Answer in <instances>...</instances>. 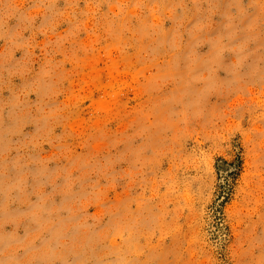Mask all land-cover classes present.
Instances as JSON below:
<instances>
[{"label":"rangeland","instance_id":"rangeland-1","mask_svg":"<svg viewBox=\"0 0 264 264\" xmlns=\"http://www.w3.org/2000/svg\"><path fill=\"white\" fill-rule=\"evenodd\" d=\"M0 264H264V0H0Z\"/></svg>","mask_w":264,"mask_h":264}]
</instances>
